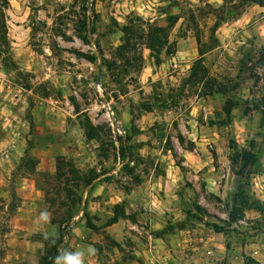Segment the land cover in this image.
Listing matches in <instances>:
<instances>
[{
    "label": "rangeland",
    "instance_id": "1",
    "mask_svg": "<svg viewBox=\"0 0 264 264\" xmlns=\"http://www.w3.org/2000/svg\"><path fill=\"white\" fill-rule=\"evenodd\" d=\"M263 50L244 0H0V264H264Z\"/></svg>",
    "mask_w": 264,
    "mask_h": 264
},
{
    "label": "trees",
    "instance_id": "2",
    "mask_svg": "<svg viewBox=\"0 0 264 264\" xmlns=\"http://www.w3.org/2000/svg\"><path fill=\"white\" fill-rule=\"evenodd\" d=\"M245 2H251L255 5H259L264 7V0H244ZM174 19H170V24L169 27L171 28L172 25H174ZM156 31H160V32H164V29H157ZM84 42L88 43V39L87 38H83ZM88 59H90L91 62H96V58L95 57H88ZM260 60L262 62L263 68H264V50L260 55ZM191 78L194 81H199L201 83L204 84V87L210 91V93L212 94H228L230 89L228 88V86L217 82L216 80L209 78V73L208 70L206 69V67L204 66V58H203V54H201V58L199 61H197L192 69V75ZM236 87V86H234ZM236 89V88H234ZM231 103L229 106V110L231 111ZM79 113V112H78ZM82 128L85 129V131H91L93 130V126L90 123V121H86L84 124H81ZM261 127L262 129H264V108L262 111V121H261ZM71 167V173L77 175V182L78 188H81V186L87 187L89 185L92 184L93 179H87V178H83L78 174V171L76 169H74L73 164H70ZM81 201V199H80ZM254 207L259 210L260 212H264V208L263 206H261L260 204H253ZM115 211H114V217L111 218L106 227H110L113 225H116L121 219L126 218V214L122 209L121 205H117L115 206ZM70 220L72 219L71 217L69 218ZM64 223L62 224V226H64ZM87 226L90 230L92 231H100V228H98L97 226H95V224L92 221V218L87 215ZM210 227H213L215 231H219V228L217 226L211 225L209 224ZM65 238V234L64 231L61 235V237L59 239H47L44 241L45 246H46V252L45 255L43 256V258L41 259V263L40 264H54V259L59 255V248L61 247V245L63 244V242Z\"/></svg>",
    "mask_w": 264,
    "mask_h": 264
},
{
    "label": "clouds",
    "instance_id": "3",
    "mask_svg": "<svg viewBox=\"0 0 264 264\" xmlns=\"http://www.w3.org/2000/svg\"><path fill=\"white\" fill-rule=\"evenodd\" d=\"M50 222L51 213L47 209L42 210L37 217L36 223L48 224ZM45 238H47V236ZM96 254L97 249L91 245L78 249L75 252L61 249L59 255L54 259V264H85L86 256H95Z\"/></svg>",
    "mask_w": 264,
    "mask_h": 264
}]
</instances>
